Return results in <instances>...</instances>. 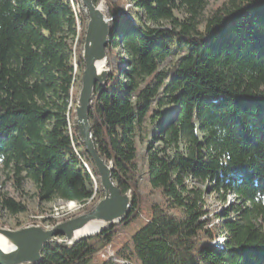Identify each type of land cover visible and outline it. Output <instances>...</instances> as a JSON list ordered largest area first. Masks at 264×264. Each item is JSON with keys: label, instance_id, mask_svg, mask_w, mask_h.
<instances>
[{"label": "trees", "instance_id": "trees-1", "mask_svg": "<svg viewBox=\"0 0 264 264\" xmlns=\"http://www.w3.org/2000/svg\"><path fill=\"white\" fill-rule=\"evenodd\" d=\"M105 1L115 19L108 51L128 69L97 87L92 133L134 203L123 223L97 236L72 248L48 245L41 264H90L139 218L137 138H148L150 125L147 179L162 200L103 264H264V0L215 9L212 0ZM79 5L0 0V166L19 193L30 180L39 201H88L98 180L74 128L76 48L87 22ZM163 22L171 28L161 30ZM174 53L182 55L177 64L160 71ZM188 181L209 184L224 203L235 197L222 216L221 247L206 192ZM0 210L17 216L28 208L0 189Z\"/></svg>", "mask_w": 264, "mask_h": 264}, {"label": "water", "instance_id": "water-1", "mask_svg": "<svg viewBox=\"0 0 264 264\" xmlns=\"http://www.w3.org/2000/svg\"><path fill=\"white\" fill-rule=\"evenodd\" d=\"M79 3L87 22L81 55L84 68L73 111L74 128L94 166L104 197L89 212L49 230L38 226L20 230L0 228V264H41L48 245L72 248L123 223L133 207V193L121 191L113 180V163H108L98 152L90 119L96 89L104 88L108 83L107 49L113 39L115 19L101 3L96 5L93 0H79Z\"/></svg>", "mask_w": 264, "mask_h": 264}, {"label": "rangeland", "instance_id": "rangeland-1", "mask_svg": "<svg viewBox=\"0 0 264 264\" xmlns=\"http://www.w3.org/2000/svg\"><path fill=\"white\" fill-rule=\"evenodd\" d=\"M225 1L226 0H212L211 6L215 9ZM100 3L103 4L102 6L104 10L108 11L107 1L102 0ZM74 9L77 12V14L82 13L85 17L81 5L75 6ZM127 9L132 13L134 11V8L132 7L131 4L127 6ZM178 18L181 19V17L179 16ZM151 27H156V26H151ZM158 27L161 28V30L171 28V26L166 22H163ZM85 30H86V25L84 27H80L79 29V31L83 33V40L85 36ZM83 40H82V44L80 45L78 43L76 48V53H79L80 59L82 55ZM176 49H177V45L176 42H174L173 50L176 51ZM119 52L122 51L120 50ZM107 54H108L109 69H110L109 77L115 71H119L121 69H125V70L128 69L125 68L123 65H120L118 61L115 59L114 55L110 53V50L108 51V49H107ZM181 56L175 54L173 57L168 58L160 66V71L166 72L170 70L173 66L177 64ZM81 65L82 68H79L77 63L75 64L78 73L77 83L75 87V103L81 87V78L84 68L82 60H81ZM159 111H162L163 112L162 115L164 116H168L172 112V110L168 107L159 109ZM155 130H156V126L150 125L148 138L145 137V135H141L142 137L137 138V145L139 149V159H140V174H141V183H140V194L142 201L141 214L139 218L131 224V226H129L122 234H120L114 240V242L111 245H109L105 249V251L101 255H99L95 260H93L90 264H103L108 258L113 256L114 253L124 243H126L138 230H140L146 224L149 215L148 207L150 203L159 202L162 200L161 192L159 190L152 189L147 179V159L145 158V153L152 140L153 133ZM12 175L13 173L11 171H7L2 166H0V189L15 201L26 205L28 211L25 214L11 216L7 212L0 210V228L20 230L26 227L38 226L43 229L49 230L61 222H65L69 219L75 218L77 216L89 212L104 197V193L101 190L99 181L95 180L94 195L93 198L88 201L67 202L61 199H55L52 202L39 201L37 189L30 180H24L22 186L23 192L19 193L16 190L11 180ZM187 185L190 188H200L206 192L203 199L206 203V211L208 213L207 218L210 221V227H212V229H214V231L217 234L216 245L221 247L224 241V237L223 235H221L222 231L220 230V227L223 223L222 216L230 208L233 207V205L236 202L235 197L233 195L228 196L227 202L224 203L220 200L218 195L207 192L209 188V184L202 185L197 182L188 181ZM72 206L74 207V209H71Z\"/></svg>", "mask_w": 264, "mask_h": 264}, {"label": "bare ground", "instance_id": "bare-ground-1", "mask_svg": "<svg viewBox=\"0 0 264 264\" xmlns=\"http://www.w3.org/2000/svg\"><path fill=\"white\" fill-rule=\"evenodd\" d=\"M71 209H74V207L72 206ZM94 233V232H93Z\"/></svg>", "mask_w": 264, "mask_h": 264}]
</instances>
